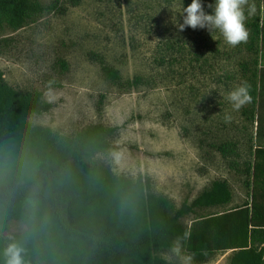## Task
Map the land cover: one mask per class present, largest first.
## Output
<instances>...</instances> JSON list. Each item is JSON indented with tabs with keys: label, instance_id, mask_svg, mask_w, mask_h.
<instances>
[{
	"label": "rangeland",
	"instance_id": "rangeland-1",
	"mask_svg": "<svg viewBox=\"0 0 264 264\" xmlns=\"http://www.w3.org/2000/svg\"><path fill=\"white\" fill-rule=\"evenodd\" d=\"M38 1L56 3L57 9L18 29L0 24L5 84L20 94H39L50 105L47 112L29 115L28 123L58 139L94 125L115 128L112 147L91 162L115 177L148 180L149 192L165 197L175 210L214 181H224L228 204L195 208L179 219L213 247L218 218L211 216L243 211L251 200L246 182L252 180L244 170L263 133L264 98L257 94L255 104L251 100L237 111L228 96L264 66L260 36L252 35L254 24L260 25L261 0L245 5L249 40L234 48L219 31L178 30L174 22L183 23L180 13L192 0ZM201 3L213 14L208 5L215 0ZM104 67L117 70L120 79L108 80ZM221 145L226 158L217 151ZM24 229L11 221L2 234ZM234 251L217 249L201 264H229ZM160 257L169 264H200L178 248Z\"/></svg>",
	"mask_w": 264,
	"mask_h": 264
},
{
	"label": "trees",
	"instance_id": "trees-1",
	"mask_svg": "<svg viewBox=\"0 0 264 264\" xmlns=\"http://www.w3.org/2000/svg\"><path fill=\"white\" fill-rule=\"evenodd\" d=\"M56 9V3L41 5L38 0H0V24L18 29ZM252 35L260 36L257 23ZM103 73L112 82L120 79L111 67ZM248 81L255 104L264 91V66ZM49 109L39 94L9 88L0 72V264L13 243L23 249V264H169L160 254L174 248L200 264L217 249L235 250L229 264H264L263 147H255L253 163L244 170L252 180L246 182L250 203L243 211L211 216L218 218L211 247L179 219L195 208L228 204L231 194L224 181H214L191 204L175 210L165 197L149 192L148 180L115 177L91 162L97 152L112 147L115 128L94 125L74 138L58 139L27 121ZM217 151L227 157L225 145ZM11 221L25 229L4 236Z\"/></svg>",
	"mask_w": 264,
	"mask_h": 264
},
{
	"label": "clouds",
	"instance_id": "clouds-1",
	"mask_svg": "<svg viewBox=\"0 0 264 264\" xmlns=\"http://www.w3.org/2000/svg\"><path fill=\"white\" fill-rule=\"evenodd\" d=\"M248 0H215V4H209L213 14H206L201 0H192L180 13L183 23L174 22L180 32L186 28L208 29L210 33L219 31L224 42L230 47L246 44L249 40V30L245 26L246 16L244 7ZM248 85H242L229 93L228 99L235 110H239L245 104L251 102ZM23 249L17 244H9L5 249V264H23Z\"/></svg>",
	"mask_w": 264,
	"mask_h": 264
},
{
	"label": "crops",
	"instance_id": "crops-1",
	"mask_svg": "<svg viewBox=\"0 0 264 264\" xmlns=\"http://www.w3.org/2000/svg\"><path fill=\"white\" fill-rule=\"evenodd\" d=\"M260 21V25H259V30H260V42H262V46L264 47V33H263V36H262V32H264V0H261V19L259 20ZM262 36V38H261ZM263 58H264V55H263ZM263 60V59H262ZM263 97L264 98V91H261L260 92V95H259V98ZM259 108L262 106V108H264V104L260 106V104L258 105ZM258 106H257V109H258ZM258 121H259V117L257 118V124H258ZM263 133H261L260 137H257V139H259L260 143L258 144V146L260 147H263L264 148V119H263ZM258 126V125H257ZM231 250H228L227 251V255L228 253L230 252Z\"/></svg>",
	"mask_w": 264,
	"mask_h": 264
}]
</instances>
